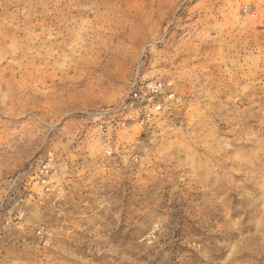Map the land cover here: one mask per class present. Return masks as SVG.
Wrapping results in <instances>:
<instances>
[{
    "label": "rangeland",
    "instance_id": "obj_1",
    "mask_svg": "<svg viewBox=\"0 0 264 264\" xmlns=\"http://www.w3.org/2000/svg\"><path fill=\"white\" fill-rule=\"evenodd\" d=\"M135 77L177 96L107 158ZM49 157L0 264H264V0H0V194Z\"/></svg>",
    "mask_w": 264,
    "mask_h": 264
},
{
    "label": "built area",
    "instance_id": "obj_2",
    "mask_svg": "<svg viewBox=\"0 0 264 264\" xmlns=\"http://www.w3.org/2000/svg\"><path fill=\"white\" fill-rule=\"evenodd\" d=\"M176 96L177 87L171 79L142 80L135 77L128 97L119 107H109L95 115V132L102 142L103 155L107 158L114 156L112 123L119 110L126 115L123 126L128 124L147 129L155 124L160 114L173 107ZM53 184L54 168L50 157L36 164L31 171L18 175L8 191L0 194V237L7 228L21 224L25 202L50 193Z\"/></svg>",
    "mask_w": 264,
    "mask_h": 264
}]
</instances>
